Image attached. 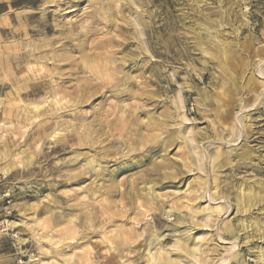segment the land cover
<instances>
[{
    "label": "rangeland",
    "instance_id": "374dc122",
    "mask_svg": "<svg viewBox=\"0 0 264 264\" xmlns=\"http://www.w3.org/2000/svg\"><path fill=\"white\" fill-rule=\"evenodd\" d=\"M177 263L264 264V0H0V264Z\"/></svg>",
    "mask_w": 264,
    "mask_h": 264
},
{
    "label": "bare ground",
    "instance_id": "6f19581e",
    "mask_svg": "<svg viewBox=\"0 0 264 264\" xmlns=\"http://www.w3.org/2000/svg\"><path fill=\"white\" fill-rule=\"evenodd\" d=\"M116 8V7H115ZM106 15H104V17H105ZM106 18H108V17H106ZM111 20V19H110ZM210 33V32H209ZM207 38H208V36H207ZM118 39V38H117ZM103 40V39H102ZM207 41V40H206ZM209 41V40H208ZM214 44V43H213ZM217 44V43H216ZM96 48V47H95ZM101 48V47H100ZM89 49V48H88ZM112 49V48H111ZM103 50H105V49H103ZM96 52V51H95ZM103 52V51H102ZM97 53V52H96ZM222 53V52H221ZM109 55H111L110 53H109ZM223 56V55H222ZM116 62V61H115ZM122 62V61H121ZM114 65H116V64H114ZM105 67V66H104ZM122 70V69H121ZM193 70V69H192ZM105 73H107V71L105 72ZM112 73V72H111ZM260 73V72H259ZM116 76V75H115ZM150 76V75H149ZM106 77H108V76H106ZM105 77V78H106ZM153 78V77H152ZM122 79V78H121ZM143 80V79H142ZM126 84V83H125ZM126 86H127V84H126ZM230 89V88H229ZM121 90V89H120ZM141 90V89H140ZM124 91H125V87H124ZM131 91V90H130ZM118 92V91H117ZM127 92V91H126ZM128 93V92H127ZM141 96V95H140ZM225 97V96H224ZM143 98H145V97H143ZM223 114V113H222ZM153 122V121H152ZM154 124V123H153ZM154 147H149V149H153ZM161 148V147H160ZM258 259H260V256H259V258ZM153 261V260H152ZM155 261V260H154ZM262 263V262H261ZM178 264V263H177ZM222 264V263H221Z\"/></svg>",
    "mask_w": 264,
    "mask_h": 264
}]
</instances>
